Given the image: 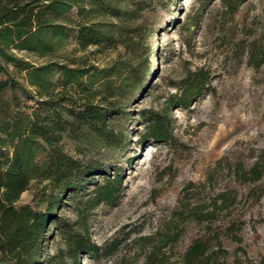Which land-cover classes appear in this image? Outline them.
<instances>
[{"label":"rangeland","instance_id":"obj_1","mask_svg":"<svg viewBox=\"0 0 264 264\" xmlns=\"http://www.w3.org/2000/svg\"><path fill=\"white\" fill-rule=\"evenodd\" d=\"M148 2L149 23L156 29L146 41L148 86L125 104V118L112 124L122 132L120 144L104 147L62 141L71 156L121 181L119 192L109 202L87 214L91 242L101 250L95 255L81 254L79 264H147L151 246L162 241L165 233L174 239L162 247L164 256L151 255L150 264H159L165 257L180 264L188 246L204 235L212 243L215 235L221 239L225 253L216 250L218 264H233L236 259L239 264L264 263V0H244L233 11L222 0ZM195 17L198 28L192 24ZM71 49L67 48L70 54L78 55ZM12 53L35 65L47 60L24 51ZM115 55L95 59L100 65ZM197 67L211 71V89L187 110L171 111L173 139L167 144L140 139L144 129L140 112L162 107L174 92L171 82ZM8 69L32 93L25 72ZM13 93L17 106L33 105L20 88ZM238 161L247 165L257 161L262 179L244 182L233 166ZM96 177L102 184L103 176ZM37 189L33 185L23 193L20 203L30 202ZM92 189L93 185L84 183L75 196L63 200L58 215L75 223L74 201L77 196L85 199ZM220 192L225 194L226 208L217 210L216 220L194 219L196 205L207 203L210 209ZM180 200L186 205L182 214L176 212ZM228 225H232L230 230ZM50 232L45 248L51 253L54 243L61 240L53 228ZM227 233L239 240L226 238ZM148 236L152 237L148 242L141 239ZM113 241L118 244L109 246Z\"/></svg>","mask_w":264,"mask_h":264},{"label":"trees","instance_id":"obj_2","mask_svg":"<svg viewBox=\"0 0 264 264\" xmlns=\"http://www.w3.org/2000/svg\"><path fill=\"white\" fill-rule=\"evenodd\" d=\"M243 1L222 3L233 11ZM147 4L148 0H0V264H79L81 254L101 250L91 242L87 214L119 192L120 177L110 179L100 169L83 164L63 149L62 141L104 147L120 144L122 132L112 124L125 118V104L148 86L146 41L156 29L149 23L152 9ZM198 20L192 21L196 28ZM69 46L78 55L70 54ZM12 50L47 60L35 65L17 58ZM112 53L114 58L97 64L95 57L104 60ZM9 66L25 72L32 93L12 77ZM211 79L210 70L197 67L172 81L174 92L162 107L140 112L144 129L139 138L169 143L173 139L171 111L187 110L210 91ZM16 88L32 106L15 104ZM257 165V161L249 165L238 161L233 166L244 182L251 183L262 179ZM96 176H103L102 184ZM86 182L93 185L92 192L85 199H75L77 219L72 223L57 211ZM33 185L38 189L30 202L20 203L21 195ZM225 201L220 192L210 209L207 203L196 205L194 219L212 223L217 210L226 208ZM179 204L176 212L182 214L186 205L181 200ZM51 228L61 241L54 243L50 253L45 244ZM162 236L161 243L151 246L147 264L151 255L164 256L162 247L174 239L167 233ZM226 238L239 240L229 233ZM141 239L148 242L152 237ZM117 244L113 241L109 246ZM216 250L225 253L218 235L213 243L204 235L188 246L180 264H218ZM166 259L159 264H174ZM233 264H239L238 259Z\"/></svg>","mask_w":264,"mask_h":264}]
</instances>
